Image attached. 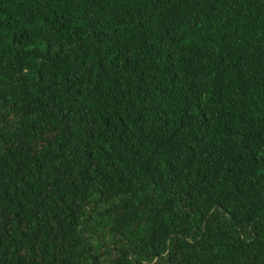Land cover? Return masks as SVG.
Returning <instances> with one entry per match:
<instances>
[{
  "label": "trees",
  "instance_id": "1",
  "mask_svg": "<svg viewBox=\"0 0 264 264\" xmlns=\"http://www.w3.org/2000/svg\"><path fill=\"white\" fill-rule=\"evenodd\" d=\"M0 264H264V0H0Z\"/></svg>",
  "mask_w": 264,
  "mask_h": 264
}]
</instances>
